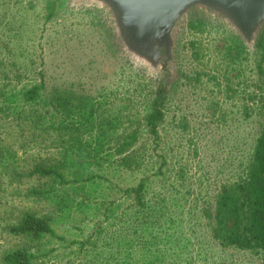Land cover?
Here are the masks:
<instances>
[{"label": "rangeland", "instance_id": "1", "mask_svg": "<svg viewBox=\"0 0 264 264\" xmlns=\"http://www.w3.org/2000/svg\"><path fill=\"white\" fill-rule=\"evenodd\" d=\"M202 17L201 31L186 28L175 42L164 118L157 134L143 126L138 164L77 160L68 169L75 183L51 203H30L21 166L28 155L58 152L51 140L30 143L22 120L37 116L36 106L51 113L48 96L69 90L101 103L97 121H114L120 134L138 120L145 124L153 75L126 62L104 10L64 0H0V253L12 243L8 223L34 209L52 212L56 231L38 264H264L259 252L222 246L210 226L221 187L241 176L264 127L259 57ZM36 86L40 106L24 102ZM92 174L97 186L87 182ZM141 183L143 207L125 191Z\"/></svg>", "mask_w": 264, "mask_h": 264}, {"label": "trees", "instance_id": "2", "mask_svg": "<svg viewBox=\"0 0 264 264\" xmlns=\"http://www.w3.org/2000/svg\"><path fill=\"white\" fill-rule=\"evenodd\" d=\"M48 6L49 9L53 8L55 1H51ZM196 17L197 14L194 13L187 20L180 19L175 25V42L181 31L186 28L192 31L203 29L204 17ZM109 22L111 36L124 52L126 62L135 65L136 62L124 49L123 38L117 34L114 20L110 19ZM234 37L237 38L233 40L235 44L240 41L239 43L244 45L245 49H242V52L247 50L246 46L251 48L241 36ZM255 40L251 53L259 57L256 67L261 82L257 88L261 90L264 104V24ZM175 52L176 47L172 54L173 57H175ZM138 66H140L139 70L152 73L153 76H149L152 77L150 79L154 84L150 103L151 111L144 117V125H141L143 122L137 119L136 126L117 134V131L114 132L115 128L112 127L115 124L114 121L107 122L106 119L97 121L103 108L101 103H95L90 97L77 95L73 91L58 89L56 93L52 92L48 96V102H46L51 113L43 114L36 106L32 114L37 113V116L22 120L25 123L19 126L23 127L25 124L26 128L23 127V133H29L30 143L39 147L47 145L51 140L56 144L58 152L56 155L51 153L46 157L36 154L28 155L27 163L21 166L22 171L24 170L21 181H28L23 200L30 203H51L61 188L75 183L74 179H70L68 169L74 166L77 160L87 164L107 162V164L111 163L125 168H130L138 160L136 146L140 140V134L142 135L143 126L150 133L157 134L162 124L170 82L169 73L154 69V66L152 68ZM41 89L42 86H36L27 90L23 95L24 102L39 106L43 104ZM256 98L258 96L253 95V99ZM44 118H49L47 125L42 121ZM34 122L36 123L33 124ZM94 128L98 130H93ZM88 130H90V135L87 133ZM96 131L100 134L97 137L91 134ZM109 131L114 133L111 135L103 133ZM113 155L118 156V159H113ZM138 162L139 160L137 164ZM88 178L87 182L91 186L100 184L96 181L95 174ZM92 179L93 181H90ZM144 188L145 185L141 183L138 187L125 191L138 195L139 204H143L140 199L143 198L141 194ZM136 207L139 206L136 205ZM211 220L210 226L214 239L222 246L255 251L264 255V127L241 176L221 187ZM54 221V214L50 211L47 213L34 209L21 211L14 222L8 223L7 230L9 236L12 237V243L3 247L0 253V264H38V261L42 260L46 254V239L56 236Z\"/></svg>", "mask_w": 264, "mask_h": 264}, {"label": "water", "instance_id": "3", "mask_svg": "<svg viewBox=\"0 0 264 264\" xmlns=\"http://www.w3.org/2000/svg\"><path fill=\"white\" fill-rule=\"evenodd\" d=\"M84 3L114 17L124 49L137 65L152 68L160 47L173 54L175 23L191 9L222 15L228 29L249 43L256 42L264 24V0H64Z\"/></svg>", "mask_w": 264, "mask_h": 264}, {"label": "flooded vegetation", "instance_id": "4", "mask_svg": "<svg viewBox=\"0 0 264 264\" xmlns=\"http://www.w3.org/2000/svg\"><path fill=\"white\" fill-rule=\"evenodd\" d=\"M194 13L197 14V17L205 16V17H208L212 22L218 23V24H216V27H217V25H219V27H224V28L228 27V25L225 23L222 15H218V14L214 13L213 11H211L210 9L199 8V7H191V9H189L188 13L186 15H184L183 19H181V20L189 19V17ZM109 18L111 20H114L113 16H110ZM179 21H180V19L175 23V25H177ZM114 27H115V25H114ZM242 39L244 40L243 37H242ZM245 41L252 48L254 43H249V41H247V40H245ZM157 57H158V60L154 64V69L164 71L165 73H169V77L173 76V70H174V57H173V55L171 53L167 54L165 47H160L159 52L157 54Z\"/></svg>", "mask_w": 264, "mask_h": 264}]
</instances>
